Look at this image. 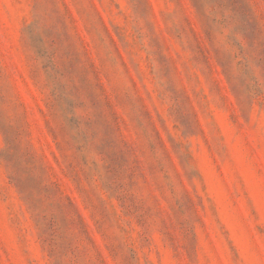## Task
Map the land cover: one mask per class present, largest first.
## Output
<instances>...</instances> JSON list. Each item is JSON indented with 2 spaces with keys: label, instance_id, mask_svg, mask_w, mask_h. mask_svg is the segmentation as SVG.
I'll return each mask as SVG.
<instances>
[{
  "label": "rangeland",
  "instance_id": "rangeland-1",
  "mask_svg": "<svg viewBox=\"0 0 264 264\" xmlns=\"http://www.w3.org/2000/svg\"><path fill=\"white\" fill-rule=\"evenodd\" d=\"M0 264H264V0H0Z\"/></svg>",
  "mask_w": 264,
  "mask_h": 264
}]
</instances>
